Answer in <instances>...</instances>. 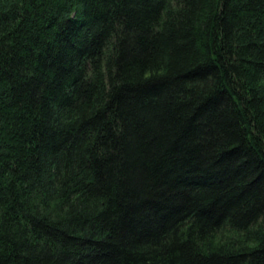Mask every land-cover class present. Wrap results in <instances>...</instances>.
Wrapping results in <instances>:
<instances>
[{
	"label": "trees",
	"instance_id": "obj_1",
	"mask_svg": "<svg viewBox=\"0 0 264 264\" xmlns=\"http://www.w3.org/2000/svg\"><path fill=\"white\" fill-rule=\"evenodd\" d=\"M0 264H264V0H0Z\"/></svg>",
	"mask_w": 264,
	"mask_h": 264
}]
</instances>
